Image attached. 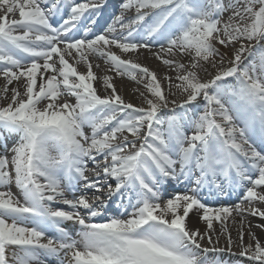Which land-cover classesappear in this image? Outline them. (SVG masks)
<instances>
[{"label":"snow or ice","instance_id":"6c2138e0","mask_svg":"<svg viewBox=\"0 0 264 264\" xmlns=\"http://www.w3.org/2000/svg\"><path fill=\"white\" fill-rule=\"evenodd\" d=\"M107 7L0 0V137H18L12 158L0 156V264H45L42 256L61 252L68 264H216L208 253L226 249L203 246L214 245V222L233 212L264 220L255 206L264 205V0H118L101 25ZM217 44L234 48L230 66L202 81L205 64H223ZM141 49L176 72L164 77L167 89L148 67L122 58ZM94 60L143 83L146 107L125 102L113 76L96 75ZM101 79L104 96L94 87ZM173 88L182 103L168 99ZM170 103L176 107L161 115ZM13 183L22 199L2 190ZM181 183L186 191L173 187ZM205 190H239L240 200L212 207ZM110 203L119 215L105 216ZM193 212L204 232L188 226ZM65 222L79 225V239ZM249 235L255 245L241 244L239 255L264 264V245ZM232 243L229 236V252Z\"/></svg>","mask_w":264,"mask_h":264},{"label":"bare ground","instance_id":"6f19581e","mask_svg":"<svg viewBox=\"0 0 264 264\" xmlns=\"http://www.w3.org/2000/svg\"><path fill=\"white\" fill-rule=\"evenodd\" d=\"M117 4H118V0H108V7L103 10V15H101L99 17L101 25H103L106 21L110 20L113 13H115L117 11V7H116ZM63 14L65 16L67 15V9H65ZM132 14L133 13L130 12L127 15L131 16ZM15 18L18 19L19 18L18 15ZM227 18L228 17H227L226 13H224L221 17V19H223V20L227 19ZM251 43H253V41L250 42V44ZM216 47H218L219 50H225V53L223 54L224 62H223V64H221L220 63V57H218L219 60L215 59L216 68H213L210 64H205L206 71L204 69L198 70L199 78L202 81H207L208 79H210L212 77V75L215 74L216 71L226 69L230 66V64H229L230 60H228L227 58L231 59L234 48L231 46L228 48H225L219 44H217ZM113 50L117 51L115 49H113ZM153 51L159 52V48L154 47ZM117 54H120V53L118 52ZM121 55H122V58H124V59L131 58L135 62H138L142 66H146L151 71L155 72L158 79L161 80L162 86L165 89H167V87H168V81L166 79H164V77L165 76L171 77L174 80V78L176 76L175 71L170 70L168 66L164 65L161 61L157 60L152 55V53L149 52L147 49H141L138 54H121ZM225 56H226V58H225ZM167 58H171V57H167ZM177 59H180L181 62H184L185 64H187V62H188V57H183V58L178 57ZM93 63L94 64H96V63L100 64L99 69L94 68V71H95L97 76L102 78L103 75L107 74V75L114 77L112 82H113L114 86L116 87L118 94H120L122 96V98L125 100V102L131 103L137 107H146V104H144V101H143V97L140 95V93H144L145 95H147V92L144 88L143 83H138L137 81H132V80L128 79L127 77H117V76H115L114 72L106 71V66L104 65L102 60H94ZM78 70L81 72H84L85 67L79 66ZM138 80H139V76H138ZM230 80H231V78L228 81L224 82L227 87H232L230 85ZM3 83H4L3 79L0 78V86H2ZM94 87L97 88L98 94H100L101 96H104L107 94L103 88L102 79L94 82ZM173 91L176 92V95H174V96L169 95L166 91V95H168V99L170 101L175 100L177 104L182 103L183 99H184V95L181 94L175 88H173ZM70 102L74 103V98H72V100ZM6 103H7V101H0V106H4ZM175 107H176V105H173L170 103L168 108H164L161 110V115L168 113L172 108H175ZM176 111L180 112L182 110L179 108H176ZM85 130H88V129L86 128ZM17 139H18V137L15 135L5 134L4 139L0 140V144L2 143V146H0V156H7L10 160L12 157L9 156V154H13V151H12L13 147H10L7 149L4 146L7 143H9V144L14 143L15 144V141ZM4 141L6 143H4V145H3ZM257 146H259L258 141H257ZM91 167H93V165L89 164V168H91ZM89 178L95 179V177L91 173H89ZM79 187H80V190L84 191L83 188L81 189V186H79ZM173 187L177 191H180V192L186 191V186L183 183L174 184ZM15 188L16 187H13L10 185L8 187V189H2V190H10L15 197L21 198L20 191L19 190L17 191V189H15ZM88 194L91 195L92 193L89 192ZM205 194L212 196L211 194H209L207 192V190H205V192L202 195H205ZM239 200H240V195L238 197H235L234 199L232 198V200H230L229 202H226V203L216 202L214 205H211L208 203H206V204H208L209 206H212V207L232 206V205H235L237 202H239ZM125 203H127L126 198H125ZM244 206L247 207L246 204ZM255 206L264 209V205H261L259 203H257ZM66 207L67 206H64L62 208H66ZM120 212H121V210H119L117 212L113 211V209L111 207V203H110L109 209L106 211L105 214L107 215V213H109L107 216H112V215H119ZM103 219H104V217L103 218H96L97 221H101ZM258 225H259V227H258ZM67 226L72 230V229H75L76 226H79V225H77L73 222H70ZM188 226L190 228H194V229L198 228L201 232H204L205 227H206V225L198 219V214L195 212L190 214V218L188 220ZM213 228H214V231L211 233V235H212V238L214 241V245H208L207 242L204 241L203 246L204 247L215 246L218 248H224L226 250L224 252H220V253H208V258L210 260L215 261L216 264H255L254 261L249 260L246 257L240 256L239 253L242 250L241 244H243V246L246 247L249 245V243H252L253 247H254L255 241L249 235L250 232L255 235V237L259 240V242L262 245H264V220H262L259 217L251 216L247 213H245L243 216H241V215L233 212V215L231 217H229L227 220H225L223 223L214 222ZM224 229H226V231H224ZM241 231L243 232V240L242 241L240 239ZM47 235L52 236L49 234V232L47 233ZM229 236L231 237V240L233 242L231 252L227 251L228 237ZM217 240H218V243H215ZM60 257L63 258V261L65 262V264H68V258L65 257L64 252L60 253ZM41 258H45L46 259L45 261L47 262V264H57L55 257L50 258L47 256H42Z\"/></svg>","mask_w":264,"mask_h":264},{"label":"rangeland","instance_id":"374dc122","mask_svg":"<svg viewBox=\"0 0 264 264\" xmlns=\"http://www.w3.org/2000/svg\"><path fill=\"white\" fill-rule=\"evenodd\" d=\"M226 14H227V17L230 15V12H225ZM225 20H227V19H225ZM250 47L252 48V52L254 53V54H257L258 55V52H257V45H256V41H253V43H251L250 44ZM218 48V47H217ZM219 52L221 53V54H224L225 53V50H219ZM225 58H226V56H225ZM253 57H251V56H248V54H246V59H245V63H247V60L248 59H252ZM216 60H219V58L218 57H216L215 58ZM228 60H230V58H227ZM227 61V60H226ZM224 62V61H223ZM233 80V81H232ZM234 79H231L230 80V85L231 86H233L234 85ZM7 147H11V146H7ZM9 156H13V154H9ZM14 184V183H13ZM12 184V185H13ZM14 186H15V184H14Z\"/></svg>","mask_w":264,"mask_h":264}]
</instances>
